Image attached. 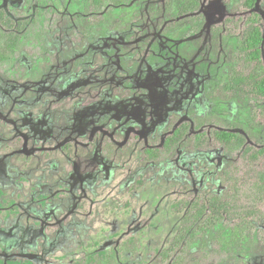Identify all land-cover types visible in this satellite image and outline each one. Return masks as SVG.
I'll return each mask as SVG.
<instances>
[{
  "label": "rangeland",
  "instance_id": "rangeland-1",
  "mask_svg": "<svg viewBox=\"0 0 264 264\" xmlns=\"http://www.w3.org/2000/svg\"><path fill=\"white\" fill-rule=\"evenodd\" d=\"M25 1L0 3L29 35L0 65V264H152L190 200L222 194L238 153L192 151L186 137L173 158L146 162L143 148L182 121L234 127L249 143L264 134V117L249 123L263 103L219 93L234 47L222 21L239 0H200L179 17L178 0L100 12ZM255 10L264 35V0ZM260 210L237 246L220 226L204 236L220 255L194 246L188 262L264 264Z\"/></svg>",
  "mask_w": 264,
  "mask_h": 264
},
{
  "label": "trees",
  "instance_id": "trees-1",
  "mask_svg": "<svg viewBox=\"0 0 264 264\" xmlns=\"http://www.w3.org/2000/svg\"><path fill=\"white\" fill-rule=\"evenodd\" d=\"M129 1L84 0V3L89 11L100 12L106 4L120 5ZM256 1L239 0L236 14L222 21L225 31L234 37V47L231 51L233 63L219 93L224 96L242 95L263 103L250 115V124L256 123L259 116L264 117V35L262 17L255 10ZM199 5L200 0H178L175 14L177 17L191 15L198 11ZM27 37L29 35L20 23L0 7V65L15 58ZM204 126L202 122L191 124L182 121L167 131L159 145H149L142 150V160L146 162L171 159L188 138V147L192 151L219 146L225 153H238L237 164L222 172V194L191 199L177 231L152 264H200L198 260L188 262L194 246L201 259L218 257L220 252L217 249L213 252L207 249L206 234L217 227H226L232 234L231 243L237 246L254 228L251 217L263 214L260 206L264 201V134L249 143L244 135L232 130L234 127Z\"/></svg>",
  "mask_w": 264,
  "mask_h": 264
}]
</instances>
